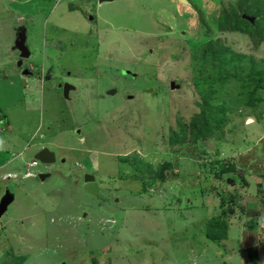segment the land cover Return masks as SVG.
<instances>
[{
	"label": "rangeland",
	"instance_id": "obj_1",
	"mask_svg": "<svg viewBox=\"0 0 264 264\" xmlns=\"http://www.w3.org/2000/svg\"><path fill=\"white\" fill-rule=\"evenodd\" d=\"M13 1L0 0V73L14 67L0 78V141H13L0 151V197L15 192L0 216V264H264V85L193 81L217 72L227 46L241 58L228 72L262 70L264 38L217 25L229 0H50L27 40L24 64L35 74L22 73L12 47ZM210 39L216 53L205 59L195 47ZM45 51L55 58L50 73L41 71ZM65 77L76 85L69 99L58 87ZM171 79L180 85L171 88ZM251 92L255 106L244 103ZM204 105L221 107L225 118L198 137ZM44 145L56 160L35 168L49 176H23ZM220 162L235 170L220 174ZM222 197L234 211L224 237L211 240L205 221Z\"/></svg>",
	"mask_w": 264,
	"mask_h": 264
},
{
	"label": "trees",
	"instance_id": "obj_2",
	"mask_svg": "<svg viewBox=\"0 0 264 264\" xmlns=\"http://www.w3.org/2000/svg\"><path fill=\"white\" fill-rule=\"evenodd\" d=\"M230 4L228 7H223L222 11L220 12V17L218 21V27L222 30H243L246 31L249 28H252L255 33L261 38V40L264 38V0H229ZM242 12H246L248 14L255 15L254 22L249 21L247 18L242 16ZM261 23V24H260ZM213 39L208 40V43H204L200 47H195L196 50H198L199 54L207 59L209 56L213 57L216 52V48L212 49ZM230 48L227 46L226 50L224 52L221 51V53L218 56L219 62H218V70L217 72L210 73L207 77L203 78L199 74L194 76V84H200L205 83L206 85L210 86L213 89H216L215 85H218L219 82H224L226 78H237L242 81L252 82L255 81L257 85H264L259 79L264 75V64L262 66V70H259L257 73H251V74H243L239 76L237 72H228L230 68H233L235 70H238L240 68V63H238L240 60V56L238 52H236L233 49H230L231 51H228ZM238 59V60H237ZM241 59V58H240ZM262 64V63H261ZM223 78V79H222ZM221 79V80H219ZM221 86V85H220ZM256 90V87H254V91ZM209 90H206V93ZM212 93L204 94V102L205 104H208L210 102V97ZM257 97H254L253 93L248 95V98L244 100V103L247 105L255 106L257 103ZM207 105L201 106V110L197 113L198 117H195L196 120L194 122L196 123L197 120H199L200 125H198L196 131H193V135H196L198 137L202 136L203 134H208L210 130L214 127V125L219 126L220 124H223L224 122V115L225 110H222L221 107H218V109H211ZM211 106V105H210ZM224 106V105H221ZM222 113V114H221ZM216 114H221L218 117ZM209 117L215 119V124L210 123ZM184 124H187L186 122H183ZM193 127V126H191ZM192 129V128H191ZM188 131L183 132V134L180 136L179 139L182 140L186 137ZM139 163V162H138ZM165 165L168 164V162H164ZM161 165L160 168H162L163 172L165 169V165ZM220 174L226 171H234L235 165L231 162H220ZM137 167V163L135 164ZM139 167V164H138ZM151 168V166H150ZM141 172L143 171H150V174L148 176L155 175L156 171H152V169H145V167L140 166L138 168ZM160 171L159 173L161 175H165L166 173ZM158 173V172H157ZM174 174V173H172ZM263 177L264 180V171L260 174ZM34 176H38L36 173ZM143 177V175H135V177ZM39 177V176H38ZM151 179H154L152 177ZM150 179V180H151ZM150 180H144L145 182H149ZM264 186V185H263ZM259 189H262V183L260 182ZM233 201V199H232ZM229 202V200H226L225 197H222L221 203H220V210L217 214H214L213 216L209 217L205 221V235L211 240H219L222 237H224L226 230L229 228V216L234 211V207L229 204L227 207H224V203Z\"/></svg>",
	"mask_w": 264,
	"mask_h": 264
},
{
	"label": "water",
	"instance_id": "obj_3",
	"mask_svg": "<svg viewBox=\"0 0 264 264\" xmlns=\"http://www.w3.org/2000/svg\"><path fill=\"white\" fill-rule=\"evenodd\" d=\"M100 1H109V0H100ZM181 1H183L185 3H190V0H181ZM242 16L247 18L251 22H254L255 17H256L255 15L248 14L246 12H242ZM25 40H26V34L24 32V27L20 31L17 28L12 47L19 50L21 57H27L30 55V50L28 48V45L25 43ZM22 64H23L22 60L19 59L18 65H22ZM22 73L23 74H30L31 70L28 67H24L22 69ZM61 85H62L63 96L66 98H69V91H70V89L74 88V85L68 81H64ZM179 85L180 84L175 79L170 80V87L171 88L178 87ZM149 90L151 91L152 88H149ZM114 92H116V89L112 88V87L107 90V93H114ZM247 121H249V122L253 121V118L249 117L247 119ZM33 157L38 159L42 163H51V162H54L56 160V155H55L54 150H52L51 148H49L46 145L37 149L34 152ZM49 174H50L49 171L39 172L38 176L41 179H43L45 176H47ZM84 175H85L84 178L86 181L90 180V179H92V180L94 179V175L92 173L86 172ZM226 180L229 182L233 181V179L229 178V177ZM14 197H15V192L13 190H11L10 188H7L6 191L4 192V194L0 197V216L5 212L8 205L13 201Z\"/></svg>",
	"mask_w": 264,
	"mask_h": 264
},
{
	"label": "crops",
	"instance_id": "obj_4",
	"mask_svg": "<svg viewBox=\"0 0 264 264\" xmlns=\"http://www.w3.org/2000/svg\"><path fill=\"white\" fill-rule=\"evenodd\" d=\"M33 1H35L34 3L32 2V5H28V7H26L25 5H23L24 3L23 2H21V0H15V1H13L14 2V5H15V10H17L18 8H20V10H23V9H27V10H31V7H32V11L34 12V14L32 15V17L33 16H35V13H42V11H44V14H43V16H44V18H47V15H48V12L46 11V8L45 7H43V6H46V5H48L49 4V2H50V0H44V1H42V0H33ZM109 1H112V0H109ZM109 1H101L100 2V4H99V6H101L102 4H104L105 2H109ZM28 3V2H27ZM43 3V4H42ZM31 6V7H30ZM40 7H42V8H40ZM19 10V9H18ZM18 10H17V12H18ZM8 11L5 13L4 12V14L7 16V17H9V15H8ZM10 15H11V13H9ZM16 18H17V20H19V19H21V14L18 12L17 13V16H16ZM29 20V25L31 26V28L32 27H34V23H33V18L32 19H28ZM15 23V22H14ZM14 23H12V25H14ZM12 25H11V27H12ZM56 37L57 36H51L50 37V39H49V44H48V46L50 47V48H53L54 49V52L55 53H57L56 51L58 50V47H57V40H56ZM43 38H44V36H43ZM14 42V41H13ZM29 47V46H28ZM43 49V48H42ZM6 50H7V45H6ZM29 50H30V55L29 56H27L26 58H28V57H30L31 55H32V53H31V49L29 48ZM7 53H8V51H7ZM12 53H8V56H9V58H8V62H7V64H9L10 65V62H12V63H14V61H15V59L14 58H12L10 55H11ZM50 60H55V58L53 57V55H52V53H48V52H44V54H43V59H42V62L43 63H45V64H43L44 66H43V68H42V70L41 71H47V68H48V66L49 65H51V63H49V61ZM6 62L4 63L5 64V66H6ZM33 67V66H32ZM32 67H30V69H32L33 70V68ZM14 67L13 66H10L9 67V70L7 69V72H9L10 70H12ZM6 69L4 68V74H6L7 72H6ZM20 69V68H19ZM41 71H38V73L37 74H39L38 76H39V79L40 80H44V79H46V76L43 74V72H41ZM18 72V71H17ZM20 72V71H19ZM4 74H2V73H0V78H2V77H4V76H6V75H4ZM22 74V73H21ZM18 75H20L19 73H18ZM64 79H68L67 77H65ZM61 80V79H60ZM60 80H58V81H60ZM69 82H71V81H69ZM73 84V83H72ZM75 85V84H74ZM75 87H76V85H75ZM75 89V88H74ZM70 91H72V90H70ZM61 93H62V91H61ZM63 95V94H62ZM64 97V96H63ZM64 98H66V97H64ZM69 98H70V94H69ZM68 98V99H69ZM67 99V98H66ZM1 108V107H0ZM1 111V110H0ZM3 116H0V118H2ZM43 123H44V120H43ZM35 127V126H34ZM78 126H76V128H77ZM4 129H5V127H3V126H0V132L2 133L3 131H4ZM33 129H37V126L35 127V128H33ZM79 132H81V130L79 131ZM84 138V137H83ZM83 138H81V140L83 139ZM13 141L12 140H10V139H8V138H5V141H0V151H6L7 149H8V147L11 145V143H12ZM33 150V149H32ZM31 149H30V151H32ZM34 151V150H33ZM36 151V150H35ZM8 153H10V152H8ZM7 153V154H8ZM12 154V153H11ZM32 154H34V153H32ZM13 155V154H12ZM15 155V154H14ZM24 162H26V161H24ZM52 163V162H51ZM2 167H4V160H1L0 161V168H2ZM48 169H50V168H48ZM44 171V170H43ZM46 171H49L50 172V170H46ZM46 171H44V172H46ZM4 172L5 171H3V170H0V178H2V179H4ZM47 176H49V175H47ZM47 176H45L43 179H41V180H45L46 179V177ZM40 178V177H39ZM7 189V188H6ZM12 190V189H11ZM3 195V194H2Z\"/></svg>",
	"mask_w": 264,
	"mask_h": 264
},
{
	"label": "flooded vegetation",
	"instance_id": "obj_5",
	"mask_svg": "<svg viewBox=\"0 0 264 264\" xmlns=\"http://www.w3.org/2000/svg\"><path fill=\"white\" fill-rule=\"evenodd\" d=\"M19 1V0H18ZM42 1H44V0H42ZM47 1V0H46ZM71 1H74V0H71ZM88 2H93V0H87ZM21 2H23L24 4L23 5H25L26 7H28V5H32V2L34 3L35 1H33V0H21ZM28 2V3H27ZM45 2V1H44ZM100 0H97V2H96V4H94V6H96V7H98L99 6V4H100ZM31 7V6H30ZM33 7V6H32ZM32 7H31V10L29 11V10H27V9H23V10H20V8H18L17 10H18V12L21 14V19H19V20H17V18L15 19V21H16V24L14 25V32L16 33V31H17V28H18V30L20 31L21 29H23V27H24V32H25V34H26V40H25V43L27 44V40H28V37H29V34H30V28H31V26L29 25V20L28 19H32L33 17H32V15L34 14V12L32 11ZM87 14H89V12L87 13ZM93 15L91 14V17H92ZM108 22V21H107ZM28 45V44H27ZM16 49V48H15ZM18 50V49H17ZM18 53H19V50H18ZM19 59H21L22 60V62H23V64L22 65H18L19 66V68L20 69H23L24 67H28L29 69H30V67L29 66H26V64H24V60L26 59V57H21L20 56V53H19V58H18V61H19ZM18 61H17V63H18ZM54 68V65H49L48 66V68H47V72H51V70ZM31 70V73L30 74H35V71L34 70H32V69H30ZM68 73V72H67ZM39 75V74H38ZM47 76V75H46ZM47 78V77H46ZM176 80V79H175ZM64 81H68V79H62V80H60V81H58V87L60 88V90L62 91V83L64 82ZM176 81H178V80H176ZM69 82V81H68ZM61 83V84H60ZM71 84H72V82H70ZM179 83V82H178ZM74 88H76V87H74ZM68 99V98H67Z\"/></svg>",
	"mask_w": 264,
	"mask_h": 264
},
{
	"label": "clouds",
	"instance_id": "obj_6",
	"mask_svg": "<svg viewBox=\"0 0 264 264\" xmlns=\"http://www.w3.org/2000/svg\"><path fill=\"white\" fill-rule=\"evenodd\" d=\"M74 89V88H73ZM70 90H72V89H70ZM70 92V91H69ZM33 159H36V158H34V157H32V159L30 160V161H28L27 162V169H29V171H31V173L30 174H25V175H23V176H25V177H27V176H34L35 175V173L38 175L39 174V172H44V171H37L36 170V165H38V163L40 162L38 159H36V162L35 163H31V161L33 160ZM232 179H234V178H232ZM227 182H229V181H227ZM230 182H233V181H230ZM230 223V222H229ZM230 226V225H229Z\"/></svg>",
	"mask_w": 264,
	"mask_h": 264
},
{
	"label": "built area",
	"instance_id": "obj_7",
	"mask_svg": "<svg viewBox=\"0 0 264 264\" xmlns=\"http://www.w3.org/2000/svg\"><path fill=\"white\" fill-rule=\"evenodd\" d=\"M36 162V159H33L32 161H31V163H35ZM31 173V171H29V169H27V172L25 173V174H30Z\"/></svg>",
	"mask_w": 264,
	"mask_h": 264
}]
</instances>
